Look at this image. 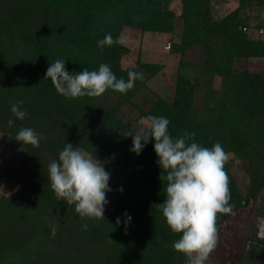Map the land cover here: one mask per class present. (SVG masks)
<instances>
[{"label": "trees", "instance_id": "obj_1", "mask_svg": "<svg viewBox=\"0 0 264 264\" xmlns=\"http://www.w3.org/2000/svg\"><path fill=\"white\" fill-rule=\"evenodd\" d=\"M173 1L0 0V144L23 151L16 167L0 162V185L18 184L0 195V264H185L172 247L179 235L158 207L167 181L159 179L154 140L137 156L130 151L132 137L120 135L121 129H138L118 117L124 103L140 119L168 118L173 137L187 131L195 132L202 146L219 142L230 154L225 167L235 213L248 208L264 216L256 205L264 192V68L251 62L264 59V38L254 36L264 32V0H238L222 17L213 15L211 0H178L179 15L170 7ZM125 27L172 35L168 48L179 60L170 98L147 85L163 70L161 63L137 59L122 67L121 58L130 52L120 42ZM108 33L119 43L101 52L97 42ZM196 49V59L187 60ZM56 59L65 60L70 74L106 63L118 79L127 80L129 71L145 78L127 94L109 89L95 98H65L44 79ZM18 100L28 112L24 120L11 112ZM23 127L44 137L38 148L15 140ZM66 143L101 161L111 174L109 187L123 189L115 197L107 193L103 219H81L74 205L51 190L48 165ZM234 160L248 177L245 190L233 173ZM28 165L33 171L23 178L20 170ZM125 212L132 217L127 227ZM231 216L219 215L217 227ZM249 235L244 243L264 246V238Z\"/></svg>", "mask_w": 264, "mask_h": 264}, {"label": "clouds", "instance_id": "obj_2", "mask_svg": "<svg viewBox=\"0 0 264 264\" xmlns=\"http://www.w3.org/2000/svg\"><path fill=\"white\" fill-rule=\"evenodd\" d=\"M119 43L111 33L97 42L102 52L105 47ZM145 74L129 71L127 80L117 78L110 65L101 63L98 70L84 68L80 72L67 71L65 60L56 59L50 63L45 78L50 79L55 90L65 98L99 97L106 91L127 94ZM23 100L11 104V112L19 120L28 116L22 110ZM148 129H121L124 138L132 137L130 151L139 156L144 147L154 140L157 163L162 169L159 179L167 181L166 198L158 204L162 215L174 234L179 238L173 249L185 256V264H207L218 246L217 222L219 215H235V204L231 203L230 177L226 171L230 154L217 142L205 147L195 142V132H183L179 137L169 133L171 121L164 116L149 115ZM12 121H9L11 124ZM44 139L33 128H21L15 140L24 145L38 148ZM110 173L101 161L93 159L78 145L66 143L58 159L48 165V179L57 199L74 205L81 219H103L109 187ZM122 192L123 189H118ZM125 227L132 217L125 212ZM121 223L117 217L116 224ZM88 225H82L87 230ZM58 225L52 226L50 235L55 238ZM109 241H111L109 239Z\"/></svg>", "mask_w": 264, "mask_h": 264}, {"label": "rangeland", "instance_id": "obj_3", "mask_svg": "<svg viewBox=\"0 0 264 264\" xmlns=\"http://www.w3.org/2000/svg\"><path fill=\"white\" fill-rule=\"evenodd\" d=\"M210 5L213 15L215 17H222L238 6V0H211ZM170 7L175 11L176 15L180 14L181 4L178 0L173 1ZM260 16L264 17V12H261ZM178 26L179 22H177V28ZM254 36L264 38V32L263 34L254 33ZM171 37L172 35L169 33H141L128 27L123 28L120 37V42L130 49V52L121 58L122 67L134 65L137 59L157 62L163 65V70L153 77L147 85L151 91L166 98H170L173 94L174 75L178 68L179 60V55L172 53L168 48ZM197 54L198 51L196 49L188 53L186 59L194 61ZM251 62L261 64L264 68V59L254 58L251 59ZM240 63L241 61L238 64ZM213 85L215 87L219 86L218 78H214ZM137 114L131 105L125 103L120 105L119 112L117 113L119 118L128 123H133L138 129L143 127L147 130L149 125L148 121L140 119ZM22 158V150L10 147L5 148L0 144L1 163L16 167ZM236 163V160H234L233 173L237 179L239 188L245 190L248 184V177ZM32 171V166L28 165L24 169L21 168L20 174L25 178ZM17 188V183L10 182L2 184L0 185V195L7 194ZM109 193L111 197H115L118 194V189L113 185ZM256 205L264 208V192L258 202H256ZM256 228H258L257 231ZM217 229L219 237L218 246L207 261L208 264H264V246L254 240L244 243L245 234L247 235L248 233L250 234L249 237L264 238L263 215L256 216L248 208L241 209L234 216L228 218L222 225L218 226Z\"/></svg>", "mask_w": 264, "mask_h": 264}]
</instances>
